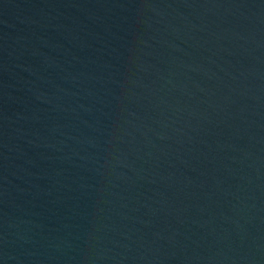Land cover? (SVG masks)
Returning <instances> with one entry per match:
<instances>
[{
  "label": "water",
  "instance_id": "1",
  "mask_svg": "<svg viewBox=\"0 0 264 264\" xmlns=\"http://www.w3.org/2000/svg\"><path fill=\"white\" fill-rule=\"evenodd\" d=\"M0 264H264V0H0Z\"/></svg>",
  "mask_w": 264,
  "mask_h": 264
}]
</instances>
